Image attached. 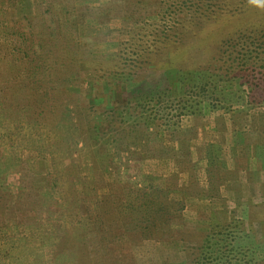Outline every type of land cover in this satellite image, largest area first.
Here are the masks:
<instances>
[{
  "label": "rangeland",
  "instance_id": "rangeland-1",
  "mask_svg": "<svg viewBox=\"0 0 264 264\" xmlns=\"http://www.w3.org/2000/svg\"><path fill=\"white\" fill-rule=\"evenodd\" d=\"M106 3L108 0H76L78 6L96 8ZM34 12L32 0H19L8 14L24 18ZM157 19L150 15L146 22ZM138 25L123 17L99 21L92 16L77 25L79 42L92 45L79 49L76 75L67 77V109L59 111L61 119L70 120V127L77 125L72 155L45 149L43 145L53 137L52 124L36 117L40 109H31L36 110V118L30 123L25 113L14 112L17 118L10 123L12 129H1L0 149L14 145L16 159L0 174L4 179L0 184V247L5 245L14 255L21 248L16 246L25 247L21 236L35 240L32 248L38 250L42 243L36 239L43 237L39 233L53 223L58 236L69 237L72 244L65 252L78 251L76 257L81 255L83 264L86 250L93 264H264V198L258 199L261 202L249 216L227 210L217 220L204 216L193 220V213L199 210L182 209L184 204L175 200L177 175L169 176L170 162H157L170 156V140L186 144L185 136L191 133L187 123L227 119L242 121L252 132L248 141L254 170L264 171L262 49L258 50V43L248 48L245 59L251 64L231 76L202 70L206 65L199 61L211 57L214 45L238 26L230 24L229 28L212 29L216 35L204 43L194 62L188 53L168 46L167 62L160 58L146 70H125L119 75L122 64L111 61L118 49L126 48L121 43L132 42ZM71 33L67 29L65 35ZM140 56H146L142 49L133 55L136 64ZM184 170L190 173L194 168L180 163L179 173ZM213 171L206 169L205 173L211 176ZM52 185L48 193L52 200H43L51 206L50 216L46 207L41 210L36 205V192ZM129 187L152 194L156 210L148 231L138 221L140 199L131 203L134 210L125 208L127 203L120 207L128 199ZM94 215L101 217L100 233L94 223L86 224V218L94 219ZM12 220L20 221L18 231L11 227ZM136 223L141 226L137 228ZM27 253L22 261L34 264ZM4 256L0 264H7L8 256L10 260V255Z\"/></svg>",
  "mask_w": 264,
  "mask_h": 264
},
{
  "label": "trees",
  "instance_id": "trees-1",
  "mask_svg": "<svg viewBox=\"0 0 264 264\" xmlns=\"http://www.w3.org/2000/svg\"><path fill=\"white\" fill-rule=\"evenodd\" d=\"M86 1L90 3L100 0ZM18 2L19 0H0V118L3 116L6 120L0 119V131L2 128H9L10 123L17 118L14 112L25 113L28 123L37 117L52 124L50 134L53 137L43 145L45 149L61 152L65 156L73 153L77 125L70 127V120L61 119L59 111L67 109V77L76 75L74 70L79 60V49H87L92 45L91 42H79L76 34L77 25L87 17L92 16L99 21L123 17L139 24L131 37V45L129 42L121 43L120 46L126 48L118 49L116 59L111 61L113 65L122 64L119 75H124L125 70H146L150 63L160 58L162 62H167L168 46H173L177 52L188 53L194 62L199 59L198 54L204 43L216 35L212 29L229 28L230 24L238 26H235L234 31L226 33L218 45H214L211 57L199 61L200 65H206L201 69L220 75L236 74L251 64L245 57L249 51L247 49L256 43L259 45L258 50L261 48L263 51L259 56L264 61V11L260 12L264 10V0H108V3L97 8L78 6L76 0H32L35 10L33 15L12 17L8 13H12ZM150 15L157 16V21L147 23ZM244 24L248 25L243 26ZM67 29L72 31L69 36L65 35ZM133 48H137V52L131 50ZM139 49L146 56H140L141 60L136 64L133 55H138ZM261 66L264 67V64ZM92 82H95L94 78ZM25 109L29 111H24ZM31 109H40L36 117V110ZM47 109L53 110L46 113ZM32 125L36 126L35 123ZM5 147L0 149L3 150L0 151V174L4 168L13 166L16 159L14 145ZM2 177L1 175L0 184L4 182ZM53 188L54 185L36 192V205L41 210L46 207L50 216L53 213L51 206L44 201L52 200V193H48ZM127 190L125 197L128 199L122 200L120 207L127 203L125 208L134 210L131 203H138L140 199L142 205L136 208L138 221L142 220L139 222L144 231H148L155 218L153 209L156 210L152 194L135 191L133 187ZM100 220L99 215H94V219L86 218V224L92 226L94 223L100 233ZM52 224L39 233L43 237L36 239L42 243L38 250L32 248L35 240L19 236L25 247L16 246L21 248L12 255L3 245L0 247L3 249V252L0 251V258L5 259L4 254H7L10 255V260L7 257V264H25L22 257L29 252L27 256L34 264H83L81 255L78 259L76 257L78 251L76 254L72 251L65 252V249L72 246L69 237L58 236L57 226L51 227ZM136 225L137 228L141 226L138 223ZM11 227L18 231L20 221L12 220ZM146 237L145 234L144 238ZM31 248L35 250L34 254H31L34 252ZM9 250L11 251L10 248ZM87 251L83 253L85 264H93L94 261L89 259L90 252ZM2 264H6L5 261Z\"/></svg>",
  "mask_w": 264,
  "mask_h": 264
},
{
  "label": "crops",
  "instance_id": "crops-1",
  "mask_svg": "<svg viewBox=\"0 0 264 264\" xmlns=\"http://www.w3.org/2000/svg\"><path fill=\"white\" fill-rule=\"evenodd\" d=\"M244 125L227 119L192 121L185 126L191 132L185 136L186 144L170 140V156L157 159L169 161V176L177 175L175 200L184 204L182 209L199 210L193 213V220L201 216L217 220L227 210L244 211L249 216L261 202L258 199L264 198V171L254 170L248 141L252 132ZM180 163H188L194 171L179 173ZM163 167L161 164L159 169ZM206 169L215 170V176L205 173Z\"/></svg>",
  "mask_w": 264,
  "mask_h": 264
}]
</instances>
